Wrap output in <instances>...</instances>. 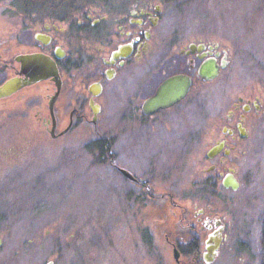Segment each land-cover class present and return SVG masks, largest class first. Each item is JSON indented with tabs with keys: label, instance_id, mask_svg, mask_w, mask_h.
Returning <instances> with one entry per match:
<instances>
[{
	"label": "rangeland",
	"instance_id": "1",
	"mask_svg": "<svg viewBox=\"0 0 264 264\" xmlns=\"http://www.w3.org/2000/svg\"><path fill=\"white\" fill-rule=\"evenodd\" d=\"M2 1L12 9V0ZM118 1L122 0L74 8L116 15L139 5L159 4L162 13L154 27L153 46L178 49L203 41L217 43L228 52L229 63L212 82V95L197 107L195 117L185 119L194 129L207 126L205 141L191 145L187 156L180 149L160 156L158 167L172 177L151 181L159 192L171 191L174 203L203 210V214L211 211L223 219L225 238L215 260L204 259L206 241L201 236L196 251L201 260L194 264H264V117L254 111L249 114L248 135L236 142L228 162L226 170L234 169L238 189L222 184L224 173H212L207 187V177H201L202 169L214 163L206 152L223 135L222 127L238 120V113L227 119L233 103L256 97L264 103V0H127L129 6ZM22 3L19 0L13 8L20 21ZM44 9L35 6L34 12L41 14ZM143 78L135 80L133 89L127 82V99L120 95L108 102L95 123L90 116L77 119L79 126L62 139L45 134L34 116L17 111L4 115L0 123V264H178L181 260L191 264L196 250V240L191 239L197 234L183 231L185 225L174 216L178 209L146 197L139 184L108 161L112 158L132 174L148 176L144 175L150 166L145 160L143 124L127 104L130 89H137ZM97 136H105L110 147L102 150L104 140ZM172 228L178 230V241L165 239V232ZM179 243L185 246L184 252Z\"/></svg>",
	"mask_w": 264,
	"mask_h": 264
},
{
	"label": "flooded vegetation",
	"instance_id": "2",
	"mask_svg": "<svg viewBox=\"0 0 264 264\" xmlns=\"http://www.w3.org/2000/svg\"><path fill=\"white\" fill-rule=\"evenodd\" d=\"M1 2L4 1L0 0V85L13 77H25V69L36 80L10 95L0 97V123H3L4 115L17 111L23 116L38 118L41 122L37 121L46 130L42 129L45 134L48 132L50 137L62 139L79 126L77 119L90 116L95 123L108 102L120 95L127 99V82L133 89L137 85L135 80L144 77L137 89H130L127 104L133 116L142 121L147 145L145 160L150 167L144 172L147 178L133 174L136 179L131 180L140 185L146 197L155 202L167 201L173 205V209L176 207L178 211L175 210L174 216L185 225L183 231L187 235L197 234L196 239L191 240L199 241L202 236L203 241H207L218 230L223 240L225 223L222 218L212 216L211 211L203 214V210L193 211L187 205L174 203L173 193L159 192L151 180L167 179L169 175L172 177L168 170L158 167L160 156L176 153L179 149L187 156L192 150L191 145L197 147L205 141L207 126L194 129L186 125L188 121L185 119L195 117L197 107L212 95V82L225 69L220 67L216 77L206 79L199 74L201 63L215 57L218 63L221 64L225 59L228 64V52L219 49L217 43L203 41L189 42L178 49L153 46L154 27L159 23L162 13L159 4L152 7L137 4L139 7L128 8L122 14L109 15L108 12H95L93 8L101 4H114L112 0H22L24 7L20 12L26 14L25 11H29L32 14H22L20 21L19 13L13 12L19 0L11 1L12 9ZM118 3L131 4L127 0ZM82 5H91L93 8H73ZM30 6H33L32 9ZM35 6H44L45 12L35 13ZM199 44L204 46L198 49ZM156 57L158 62H154ZM137 67L140 69L136 70ZM176 74L191 78L186 94L166 106L148 104L161 84ZM241 99L233 103L227 118L232 119L238 113V120L235 124L224 125L223 135L206 152L208 159L214 161L201 171V177H207L206 187L209 182L211 184L212 173H224L223 184L224 176L230 172L228 162L236 150V142L245 137L241 134L239 123H242L248 135L246 120L249 114L254 111L264 117V103L259 97L247 98L242 104ZM65 114L67 120L61 124ZM203 116L206 120L207 113ZM2 130L0 127V132ZM220 143H223L221 150L210 157L209 150ZM110 145L108 142L106 147ZM108 161L121 170L112 158H108ZM218 223H221L220 227ZM207 230L210 231L205 238ZM167 231V241H178V230L172 228ZM185 237V234L181 236L182 241H185ZM178 264H184L183 260Z\"/></svg>",
	"mask_w": 264,
	"mask_h": 264
},
{
	"label": "water",
	"instance_id": "3",
	"mask_svg": "<svg viewBox=\"0 0 264 264\" xmlns=\"http://www.w3.org/2000/svg\"><path fill=\"white\" fill-rule=\"evenodd\" d=\"M191 46H195V44H191ZM204 45L199 44L197 47L198 49H201ZM227 64L226 60L223 59L221 64L218 63L217 59L215 57H210L205 59L200 67H199V74L206 78V79H212L216 77L219 74V68L225 67ZM26 76L25 77H13L8 79L6 82L0 85V97L7 96L15 92L18 88L25 86L29 84L30 82H33L36 80V77L32 76L31 73H29V70L25 69ZM31 76V77H29ZM191 83V78L184 74H176L169 78H167L159 87V90L155 96H153L149 103L150 105L154 106H166L168 104H171L178 99L182 98L187 90L189 89ZM97 114V110L95 109V115ZM96 118L94 117L93 120ZM239 129L241 130V134L243 136L247 135V132L245 128L243 127L242 123L240 122L238 125ZM223 147V143L214 145L209 150V156L212 157L215 155L221 148ZM122 172L129 177L130 179H136L134 175L127 169L121 168ZM234 169L231 168L230 172H228L224 178H223V185L227 188H231L233 190H236L240 186V181L234 174ZM220 229V228H219ZM219 231V230H218ZM216 231L215 236H212L207 239L206 245H205V251L203 253V257L207 261H213L216 258V255L218 253V249L220 247L222 237L219 235V232ZM174 255L177 260H179V251L177 248L174 249ZM48 264H52V262H49Z\"/></svg>",
	"mask_w": 264,
	"mask_h": 264
},
{
	"label": "trees",
	"instance_id": "4",
	"mask_svg": "<svg viewBox=\"0 0 264 264\" xmlns=\"http://www.w3.org/2000/svg\"><path fill=\"white\" fill-rule=\"evenodd\" d=\"M73 8H74V6H73ZM75 9V8H74ZM99 140H104L102 143H101V141H100V143L102 144V150H105V149H107V147H106V145H107V138H105V136H102V137H99ZM106 140V141H105ZM95 141V140H94ZM194 242V247H195V252L193 253V254H195V255H193V254H191L192 256H194V259L193 260H191L190 259V261L188 262V263H191V264H194V263H196V262H198V261H200L201 260V257H199V255H197V254H199V252H196L198 249L197 248H200V241H193ZM192 242V243H193ZM179 246H180V249L184 252V247L185 246H183L182 244H180L179 243ZM184 249V250H183ZM188 249H190V248H188ZM191 250V249H190ZM190 255V253H188V255L187 256H189ZM189 260V259H188ZM187 260V261H188ZM184 264H187L186 263V260H185V263Z\"/></svg>",
	"mask_w": 264,
	"mask_h": 264
}]
</instances>
